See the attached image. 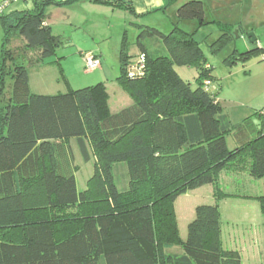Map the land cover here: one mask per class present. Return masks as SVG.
Returning <instances> with one entry per match:
<instances>
[{"label":"trees","instance_id":"16d2710c","mask_svg":"<svg viewBox=\"0 0 264 264\" xmlns=\"http://www.w3.org/2000/svg\"><path fill=\"white\" fill-rule=\"evenodd\" d=\"M92 1L134 11L126 0ZM32 2V9L1 17L0 264H241V254L223 246L218 203L197 205L185 239L175 209L182 194L208 184L217 200L233 196L219 186L225 170L264 176L262 111L239 123L222 112L213 67L195 33L180 26L204 20L203 2L181 5L168 33L138 25L137 56L146 55V68L128 74L123 54L118 80L133 103L116 112L104 82L57 94L31 90L27 62L41 63L63 43L45 16L47 5L60 2ZM152 38L165 53L150 52ZM15 39L23 47L13 48ZM233 40L232 32L223 33L212 42L213 53ZM257 50L252 45L241 56ZM8 63L13 82L5 98ZM176 66L196 68V85ZM72 139L84 161L94 160L84 190L77 186ZM117 168L125 171L124 183ZM255 198L264 216V194ZM174 245L182 252H171Z\"/></svg>","mask_w":264,"mask_h":264},{"label":"crops","instance_id":"0c3cea01","mask_svg":"<svg viewBox=\"0 0 264 264\" xmlns=\"http://www.w3.org/2000/svg\"><path fill=\"white\" fill-rule=\"evenodd\" d=\"M6 1H9V3L2 8L3 3ZM54 1H59L60 5H57V7L64 10V18L66 20L65 27L66 25H68V28L72 26L75 30L80 31L81 29H88L90 25H100L103 23L108 26V29H105L104 26L103 28L110 31V37H112L113 34L118 36L122 35L120 36L121 40L118 41V46H122L121 51L126 52L128 46L126 35H128L129 30L128 23L125 24L124 21L128 18L127 13H125V20L122 25L114 24V19L120 20L119 14L122 10L130 13L134 20L140 21L141 19H147L149 23H152L151 26L161 25L164 28L170 27L169 29H172L174 27V20H176L178 8L184 3L192 0H126L132 4L134 11L92 0ZM201 1L205 7L204 20L185 21L182 23L185 27L183 28L188 32L195 33V38L200 44L204 40L208 42V39L212 43L215 41L212 38L213 36L217 39L225 32H232L234 37L230 45L219 54L222 63H219L217 67H215L214 64L208 63V65L213 67V70L215 68L217 70H214L213 74L216 77V81L218 80L217 83L221 84V99H218L222 107V112L226 114L233 123H239L247 116L252 115L255 111H262V120H264V0ZM28 2L30 1L0 0V37L4 34V25L1 17L13 15L17 11L32 9L33 7L29 8ZM48 6L49 5L45 7V10L48 9ZM168 13L171 14L170 19L168 18ZM154 21H157L156 24H154ZM160 21L167 23L164 26V24H160ZM46 23L49 25L47 20ZM130 24L136 29L135 34L139 33L138 25H150L136 21ZM208 28H215V30L204 37L205 30ZM250 33H254L256 37L254 43H250L247 39V35ZM153 41L154 39L152 38L150 40V45L146 43L150 52H157L153 51L151 48ZM155 42L158 46L162 45L161 41L158 39H156ZM72 45L76 46L77 44L74 42ZM252 45L257 47L258 50L246 58H242L241 54L249 51ZM103 51L104 50H102V52ZM161 52H164L163 47H161ZM99 57H101V55ZM228 57H230L231 60H227ZM128 62H130V60H128ZM245 67L246 69L249 68V72L243 69ZM106 75V81L104 83L110 94V108L113 112H116L118 111L117 109L123 108V104H120L121 106H117V108L112 106V94L110 93L109 86H112L113 89H119L117 86H120V82L118 77L113 78L109 73ZM30 86L32 90L31 79ZM116 105L118 104L116 103ZM227 141L230 147H234L235 143L231 135L228 136ZM79 171L80 168L76 172V175ZM226 176L228 178H226ZM261 179L262 178L253 177L248 169L225 170L220 175L219 186L224 192L231 193L233 196L221 197L217 200L213 191V194L211 193L212 196H209L208 200L198 202L201 204L218 203L222 220L223 246L226 249L238 251L241 254V264H264V216L262 210H259L260 205L258 208L256 204L245 203V197L251 198L263 195L264 190H249V192L238 193L229 189H233L232 187L236 185L243 186L246 184V181L249 183H256ZM212 188L214 189V186ZM176 202L175 209L179 234L181 239H185L183 235L186 233L187 225L185 227L181 226L179 212L182 215L185 213L182 208H180L179 211ZM197 205L199 204H196L195 208ZM195 208L188 210V223L195 216ZM182 228H184V230ZM170 251L182 252L181 247L178 245L172 246Z\"/></svg>","mask_w":264,"mask_h":264},{"label":"rangeland","instance_id":"374dc122","mask_svg":"<svg viewBox=\"0 0 264 264\" xmlns=\"http://www.w3.org/2000/svg\"><path fill=\"white\" fill-rule=\"evenodd\" d=\"M29 8L33 7V2H28ZM48 9L45 10V16L47 21L51 27V31L53 34L58 35L62 39V45L58 47L56 53L42 61L41 63L37 64H30L27 62V69L29 71L32 90L34 93L39 94H57L60 92H67L72 86L73 88H83L86 86H92L99 82L106 81V74H111L113 78H117L120 76L121 67H122V59L123 54H128L130 62H134L137 58V45L136 40L138 34H135L136 29L132 24L133 21L141 22L142 24H150L149 20L141 19L140 21L134 20L130 13L122 10L120 12V20L114 19V24L122 25L123 21L125 20L124 16L127 13L128 18L126 19L125 24L128 23V35H126V39L128 42V46L126 48V52H122V46H118V41L121 40L120 36L113 34L110 37V31L105 30L108 29V26L101 23L100 25H90L88 29H81L80 31L75 30L72 28H68V25L65 27V13L64 10L57 5H49ZM171 14L168 13V18L170 19ZM158 19V17H157ZM156 24L157 21H154ZM175 22V20H174ZM167 23V22H166ZM164 21H160V24H166ZM105 27V29L103 28ZM157 26V25H156ZM181 28L184 27V24L180 25ZM162 31L168 33L171 29L170 27H162L161 25L157 26ZM172 28V27H171ZM185 28V27H184ZM117 30V29H115ZM215 28H208L205 30V36L207 34H211ZM122 34V33H120ZM211 36V35H210ZM122 38V37H121ZM201 38V37H200ZM213 40H216V37H212ZM4 34L0 37V56L2 50ZM154 41L151 45L153 51L161 53V47L164 48L163 44L158 46L155 42L156 38H153ZM150 40L147 39V43L150 45ZM159 40V39H158ZM207 40V37H206ZM160 41V40H159ZM208 42L202 41L201 47L203 48L206 57L208 58V62L210 64H214L215 67L218 66L219 63H222L220 59L221 56L219 54H214L211 48V42L208 39ZM76 42V46L72 45V43ZM162 43V42H161ZM24 42L21 39H15L13 41V48L20 49L23 47ZM102 50H104L102 52ZM92 52L96 55L100 56L102 66L101 68L89 71L86 70L83 54ZM226 52V50H225ZM165 53V52H164ZM28 57L34 59L37 56V53L29 52ZM13 66L11 63H8L7 72L5 76L6 87L4 91V97L8 98L12 92V82H13ZM245 69L246 72H249V68ZM177 72H180V76L186 80H189L194 86L197 83L198 72L194 67H187V66H176ZM215 71L216 68L214 69ZM213 70V71H214ZM108 72V73H107ZM218 84V83H217ZM119 89H113L112 86L110 87V93L112 94V106L117 108V106H129L133 103V98L129 94V92L121 85ZM223 85V82H222ZM214 87V86H213ZM44 92V93H41ZM221 92L222 89H219L218 98L221 99ZM223 102V101H222ZM116 103L118 105H116ZM229 106V105H228ZM121 108V107H118ZM120 110V109H117ZM72 147L75 153L76 164L80 166V171L77 173V186L78 190H84L87 188L88 182L94 173V160L92 159L89 162L83 160L82 154L79 149V145L76 139H72ZM126 167V164H123ZM117 174V178L119 182L124 183L125 179V171L123 168H117L115 170V175ZM226 178H228L226 176ZM212 185H205L196 189L188 190L186 193L182 194L177 199V207L180 211V208L184 210L185 214H181L179 212V220L182 227L186 225V233L183 235L184 238L187 236V227H188V210L192 208L194 209L196 204H201L198 202H203L208 200L209 196H212L214 189ZM235 192H249V190L258 191L264 190V177L259 182L256 183H249L246 181V184L243 186H234L232 187ZM212 193V194H211ZM245 203L249 204H256L260 205L259 210L261 209V203L258 198L255 197H245ZM192 218V217H191ZM191 220V219H190ZM184 230V228H182ZM101 263L104 264V261Z\"/></svg>","mask_w":264,"mask_h":264},{"label":"built area","instance_id":"2783aa9c","mask_svg":"<svg viewBox=\"0 0 264 264\" xmlns=\"http://www.w3.org/2000/svg\"><path fill=\"white\" fill-rule=\"evenodd\" d=\"M29 1H38V0H29ZM9 1L3 3L2 8H4ZM83 60L86 70L92 71L101 67L102 62L98 55L92 52L84 53ZM146 68V55L139 54L134 62H129L127 66L128 74L130 75H141ZM209 81L206 82L208 84Z\"/></svg>","mask_w":264,"mask_h":264},{"label":"water","instance_id":"95a60500","mask_svg":"<svg viewBox=\"0 0 264 264\" xmlns=\"http://www.w3.org/2000/svg\"><path fill=\"white\" fill-rule=\"evenodd\" d=\"M247 39L249 40L250 43H254L256 41V37H255L254 33L248 34Z\"/></svg>","mask_w":264,"mask_h":264}]
</instances>
